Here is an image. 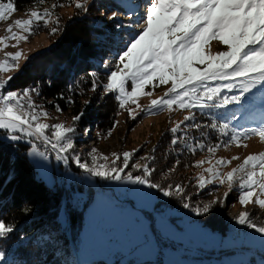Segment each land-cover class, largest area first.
<instances>
[{"label": "snow or ice", "instance_id": "6c2138e0", "mask_svg": "<svg viewBox=\"0 0 264 264\" xmlns=\"http://www.w3.org/2000/svg\"><path fill=\"white\" fill-rule=\"evenodd\" d=\"M71 2L76 9L88 11L90 0ZM37 3L42 4L44 0H34L33 7L26 12L27 18H18L7 25L6 31L10 35L0 36V47H7L6 41L10 39L16 41L13 47L21 40H27L41 23L59 24L58 18L53 19V10L62 5L54 3L41 11L36 7ZM120 6L125 9L126 20H121L114 27L117 30L133 29V34L124 50L118 53L115 68L103 84L104 94L115 93V99L122 109L131 103L141 111L149 112L164 108L172 111L174 106L188 110L190 114L170 129L173 133L171 144L184 142L188 150L193 152L197 148L207 147L209 154H213L219 144L205 145L199 140L189 143L186 131L183 135L178 133L182 127H202L194 122L196 110L205 113L240 103L246 93L257 85H264V0H146L143 13L140 0H122ZM16 10L13 0L6 4L0 3V21H7ZM108 19H117V13L113 12ZM14 26L21 31H14ZM50 31L56 33L59 29L53 26ZM213 40L226 46V50L211 52L208 46ZM21 55L20 51L5 53V59L0 60V72L18 69ZM91 75L95 76V73ZM12 78L0 79V130H3L7 139L18 141L34 138L49 145L50 150L56 153L57 160L68 164L71 159L91 177L158 189L165 197H180L183 207L197 215L207 214L214 204L226 201L229 192H225L224 200L214 199L202 206H192L183 185L166 188L152 182L150 176L154 169L147 161L153 160V156L142 157L146 161L144 164L131 165L132 168L142 170V175L126 172L137 149L112 153L111 161L107 156L97 154L95 148L88 153L91 163L82 161L79 154L69 157L68 153L74 149L76 123L82 119L83 112L73 116L69 125L63 122L49 124L45 122L48 112L32 98L33 92L38 93L37 88H25L22 92L3 91ZM169 82L171 87L164 96L152 99L147 109L137 102L139 96L151 95L145 91L146 86L155 88ZM96 88L97 83L93 80L92 90ZM223 90H236L237 94H223ZM56 110L61 111L59 106ZM126 110L130 117L135 118L131 108ZM188 121L193 123L188 124ZM207 127L226 134L230 125L228 122L218 124L213 121ZM250 134L258 135L264 141V124L249 129H233L229 143L235 142L240 146L242 140ZM30 154L48 158L46 151H41L36 143L31 144ZM208 162L211 165V160ZM203 163L205 161H197L196 166ZM227 163L230 161L222 157L215 161V165L204 169L209 175L205 177L200 174L197 186L203 189L207 184L227 183L230 191L238 185L241 206L254 203L264 209V198H261L264 196V152L249 154L242 163L221 174L218 166ZM234 219L237 224L253 229L264 238V223L257 224L250 212L242 211ZM13 231L14 225L0 219V237H6ZM3 258L4 253L0 252V260Z\"/></svg>", "mask_w": 264, "mask_h": 264}, {"label": "rangeland", "instance_id": "374dc122", "mask_svg": "<svg viewBox=\"0 0 264 264\" xmlns=\"http://www.w3.org/2000/svg\"><path fill=\"white\" fill-rule=\"evenodd\" d=\"M91 1L92 0H90V2ZM114 1L119 5L122 3V0ZM145 2L146 0H140L141 9L144 8ZM0 3L6 4L8 2ZM52 4H54L53 1L36 4V7L42 11L44 8H50ZM57 5L62 6H58L53 10V19H59L60 17H62V19L72 18L78 16V14L82 12V10L75 8V4L72 3L71 0H65ZM27 10L15 11L7 21H0V36H9L10 34L6 31L7 25L13 23V21L18 18H27ZM116 13L117 19L115 20L108 19L112 13H108L105 16L97 14L95 17L96 23L99 25L105 23L106 29L109 31L107 33L108 37L104 38V41L122 44L123 49L116 52L114 51L113 54L103 53V58L99 61L101 66H109L111 70L115 68L118 53L124 50V46L129 40V37L125 35L119 38V34L115 31L116 28L114 27V25L121 20H126L125 9L122 13ZM113 22H115V24ZM40 25L44 26L43 23ZM121 29L123 31H129L128 36L130 37L133 34V29ZM13 30L17 32L21 31L15 26ZM6 43L8 45L7 47H0V60L5 59V53L20 51L22 55L19 60L20 67L18 69H9L7 72H0V79H7L16 73L30 56L49 48L56 42L46 33L38 32L30 35L27 40H21L15 47L12 46L16 44L15 40L10 39L7 40ZM208 48L213 53L226 50V46L216 40L210 41ZM106 61L107 64L105 63ZM156 83L158 84V82ZM169 87H171V82L165 85H158L155 88L151 85L146 86L145 91L150 92L151 95H141L138 97L137 102L143 106L144 109H147L150 101L164 96ZM128 88L129 90L131 88L130 82ZM4 92L6 93L7 91ZM231 92L237 94L236 90ZM231 92L223 90V94L232 95L229 94ZM32 98L37 105L42 106L44 110L48 112L49 115L45 122L49 124L63 122L69 125L72 123V117L77 115L72 114L68 109L66 111H57V105H55L54 109H49L42 100H38L34 97V92L32 93ZM69 100L73 101L72 98H68L67 105L72 103H70ZM241 102L248 106V111L243 118L238 116L230 120L231 132L233 129H249L260 127L264 124V85H257L249 93H246ZM81 103H83V100ZM127 108H131L133 110V115L138 119L134 121L135 118L129 116L126 110ZM95 110L96 107L94 105L89 108L90 113ZM219 110L220 109L210 110L204 114L219 116ZM81 112H85V110H81L79 113ZM140 114L142 115L141 117H139ZM189 114L188 110H181L175 106L172 111H169L167 108L153 112L147 110L141 111L136 105L129 103L126 105V108H121L120 112L116 114L114 121L115 126L110 130L111 134H109V131L106 134H100L94 127L90 130L91 125L82 127L79 123L80 121H78L76 123V133L73 137L74 149L70 151L68 155L71 157L73 154H79L82 161L91 163L88 153L93 148L97 149V154L107 156L109 161L113 158L111 155L112 153H123L125 151H132L133 149H137V151L147 150L154 145L166 128L169 127L171 129L177 122L183 121L184 117ZM85 129L88 131L86 132ZM18 141L30 145L26 152L27 159L32 164L36 177L42 179L48 186L57 183L69 188L70 181L74 180L83 182L85 185H87L88 182L99 181L107 187L109 186L112 188L113 185L119 183L118 181L104 180L99 177L89 176L73 163L71 159H69V170L64 172L62 166L54 160L50 158L44 159L40 156L30 154L32 143H36L38 148L44 151L39 141H36L34 138H24ZM229 141L230 139L222 146L220 145L213 154H209L208 151H205L196 158L192 174L197 185V178L200 174H203L205 177L209 175L204 169H207L211 165H215V161L222 157L230 161V163L218 166L219 172L224 174L242 163L244 158L249 154L264 152V141H261L259 136L255 134H250L247 139H243L240 146H237L235 142L229 143ZM244 145H246V147ZM145 154L146 153H140L141 156ZM232 157H239V159H232ZM209 160H211V165L208 162ZM197 161H205V163L196 166ZM134 163L142 164L141 161H136ZM72 167H76L78 171H73ZM127 185L131 186V190H129L131 193L129 194V199L130 196L133 195L134 197L135 195L133 200L136 201L135 209H132L131 214L123 213L105 202L99 203L95 197L87 200L79 236L76 237L74 243H72L74 258L71 264H91L96 260H104L106 264H153V262L156 264H161L162 262V264H167L163 258H166V260L168 259L170 264H177L174 262H178L179 259L180 261L178 263H184L185 261L181 252L183 250L182 247L187 244L200 246V249H208L207 251L209 253L217 254L215 258L211 260V264H264V238L253 229L237 224L234 219L240 212L248 211L252 214V218L256 223L261 224L264 223V209L259 208V206L254 203L241 206L238 200V185L229 191L227 183L223 185L218 183L207 184L203 189L198 187V189L203 192L199 198L189 201L192 206H202L204 203L214 199L224 200L225 192H229L224 203L213 205L218 210L219 216H221L226 223L227 230L224 235L203 226L195 219L200 215H197L190 209H185L183 203L180 206H164L159 210H155L154 205L156 200L164 201L167 199V197H165L162 192H158L157 189L128 182H124L121 187L114 189L121 190L127 188ZM65 192L66 191H64V193ZM261 198H264V196ZM145 211L152 212L154 218L151 220L150 217L144 213ZM65 216V210L62 208L59 213V219L62 224L66 221ZM152 222L153 225H151ZM153 226L166 236L168 234L172 235V241L178 244L181 249L178 247L175 253H173V250H168V252L165 253L167 257L165 255L161 256L160 254L159 257L153 249V246H156L157 243L156 236L152 229ZM179 253L181 256L178 255ZM61 257L65 259V256L61 255Z\"/></svg>", "mask_w": 264, "mask_h": 264}, {"label": "trees", "instance_id": "16d2710c", "mask_svg": "<svg viewBox=\"0 0 264 264\" xmlns=\"http://www.w3.org/2000/svg\"><path fill=\"white\" fill-rule=\"evenodd\" d=\"M52 1L58 4L65 0H44V3ZM13 3L16 11H24L34 5V0H13ZM113 12H123V8L116 1L92 0L87 12L82 11L72 18L60 17L59 24L39 25L31 35L44 32L56 43L30 56L21 68L11 75L13 78L4 91L19 92L25 88H37L39 91L34 92V97L42 100L49 109H54L57 105L62 111L68 109L74 115L85 110L80 125L82 127L91 125L100 134H106L113 128L115 116L121 108L114 93L104 94L103 84L107 82L111 68L101 66L99 61L103 58V53L113 54L114 51L123 48L118 42L114 44L112 41H104L109 31L105 23L101 25L96 23L95 17L97 14L105 16ZM53 26L59 31L52 33L50 29ZM115 31L118 32L119 38L124 35L130 38L129 31L122 29ZM92 73H95V76L91 75ZM93 80L97 83L95 91L92 90ZM68 98L73 99L69 106ZM93 105L96 110L90 113L89 108ZM247 111L248 106L242 102L221 108L219 116H209L196 110L194 122L202 127L200 129L182 127L178 135H183L186 131L189 143L199 140L205 145L222 146L231 139L230 127L226 134H222L218 129H211L207 125L213 121L218 124L230 123L234 117L243 118ZM141 116L140 114L139 117ZM136 119L138 118L136 117L134 121ZM187 123L191 124L193 121ZM5 136L3 130H0V219L14 225V231L6 237H0V252L4 253L0 264H71L74 258L72 243L79 236L84 209L87 200L92 197L90 196L82 207H78L74 202L64 203L63 194L64 191L74 189L89 191L88 185L76 180L71 182L69 188L57 183L52 186L46 185L42 179L36 177L35 170L27 159L26 152L30 145L21 141H11L4 138ZM172 138L173 133L168 127L153 146L144 151L138 150L134 154L126 172L142 175V170L132 168L131 165L136 161L144 164L146 161L142 160V157L153 156V160L147 161L154 169L150 176L151 181L166 188L174 187L176 184L183 185L185 194L189 201H192L203 194L198 189L192 173L196 158L207 151V147L197 148L194 152L189 151L184 142L172 145ZM140 153L146 154L141 156ZM72 170L78 171L76 167H72ZM157 191L159 192L158 189ZM129 201L133 209L131 196ZM181 204L180 197L172 196L164 201L156 200L154 209L159 210L164 206L176 207ZM62 208L66 214V221L63 224L59 219ZM144 213L151 220L154 218L152 212ZM195 219L212 231L222 235L226 233V223L219 216L215 206H212L209 213ZM152 229L156 236L157 251L162 252L164 244L165 247L173 249L177 247L175 242L164 238L154 226ZM61 255L65 256V259ZM91 264L106 262L96 260Z\"/></svg>", "mask_w": 264, "mask_h": 264}, {"label": "built area", "instance_id": "2783aa9c", "mask_svg": "<svg viewBox=\"0 0 264 264\" xmlns=\"http://www.w3.org/2000/svg\"><path fill=\"white\" fill-rule=\"evenodd\" d=\"M4 138H6V136ZM40 143L42 144L43 150L46 151V155L48 158H50L51 160H54L56 163L62 166L64 172L69 170L70 163L65 164L63 161L57 160L56 153L50 150V146L44 145L42 142ZM87 185H88V189L90 192L87 190H79V189H74L73 191L71 190V191L65 192L63 195V202L64 203H67L69 201L74 202L77 204L78 207H81L84 204V202L91 196V197H95L99 203L105 202L117 208L119 211L123 213H130L132 211L131 205L129 202V194H131L129 191L131 190L130 185H127L128 189L123 188L121 190H116L109 186L107 187L106 185H104L102 182H99V181L88 182ZM200 248H201L200 246H194L191 244L184 245L182 247L183 250L181 254L183 255V259L185 262L178 263L180 261L179 259L178 262L176 261L174 263H177V264H211V260L214 259L217 254L209 253L207 251L208 249H204V248L200 249ZM160 255L158 254L159 257ZM163 260L167 264H170L168 259L166 260V258H163Z\"/></svg>", "mask_w": 264, "mask_h": 264}, {"label": "crops", "instance_id": "0c3cea01", "mask_svg": "<svg viewBox=\"0 0 264 264\" xmlns=\"http://www.w3.org/2000/svg\"><path fill=\"white\" fill-rule=\"evenodd\" d=\"M79 177V176H78ZM71 182L72 181H70V184H71ZM73 184V183H72ZM124 184V182H119L117 185H113V188H117V187H121L122 185ZM134 197H135V195H134ZM133 195L131 196V204H132V207H133V209H135V204H136V201H134L133 200ZM136 200H140V199H136ZM130 202V201H129ZM101 203H103V202H101ZM107 204V203H106ZM137 206H139V205H137ZM140 207V206H139ZM149 208H151V207H149ZM160 232V234L164 237V238H167V239H170L171 241H172V239H173V236L172 235H170V234H168L167 236L166 235H164L163 234V232H161V231H159ZM172 243H173V241H172ZM152 245H154V244H152ZM179 247V245L177 244V247L176 248H171V247H165V244L164 245H162V248H163V250H162V254H164L165 255V253L166 252H168V250H170V251H172L173 250V253H175L176 251H177V248ZM153 249L155 250V252H157V248H156V246L154 245L153 246ZM166 256V255H165ZM153 264H155L154 262H153Z\"/></svg>", "mask_w": 264, "mask_h": 264}, {"label": "bare ground", "instance_id": "6f19581e", "mask_svg": "<svg viewBox=\"0 0 264 264\" xmlns=\"http://www.w3.org/2000/svg\"><path fill=\"white\" fill-rule=\"evenodd\" d=\"M143 11H144V8L143 9H141V12L143 13Z\"/></svg>", "mask_w": 264, "mask_h": 264}, {"label": "water", "instance_id": "95a60500", "mask_svg": "<svg viewBox=\"0 0 264 264\" xmlns=\"http://www.w3.org/2000/svg\"><path fill=\"white\" fill-rule=\"evenodd\" d=\"M92 129V126H90V130Z\"/></svg>", "mask_w": 264, "mask_h": 264}]
</instances>
